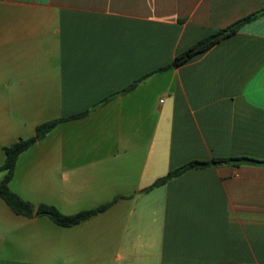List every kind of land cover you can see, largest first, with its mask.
I'll return each mask as SVG.
<instances>
[{
  "label": "crops",
  "instance_id": "obj_1",
  "mask_svg": "<svg viewBox=\"0 0 264 264\" xmlns=\"http://www.w3.org/2000/svg\"><path fill=\"white\" fill-rule=\"evenodd\" d=\"M264 0H0L5 148L70 118L17 158L36 209L103 212L63 227L0 198V264H264V14L184 64ZM76 117V118H71ZM5 172L0 173V181Z\"/></svg>",
  "mask_w": 264,
  "mask_h": 264
},
{
  "label": "trees",
  "instance_id": "obj_2",
  "mask_svg": "<svg viewBox=\"0 0 264 264\" xmlns=\"http://www.w3.org/2000/svg\"><path fill=\"white\" fill-rule=\"evenodd\" d=\"M262 14H264V9L232 24L226 29L217 31L207 36L206 38L200 40L199 42L191 46L183 53L179 54L170 65L162 68L161 71L173 67H178L184 64L195 55L207 51L208 49L219 43L221 40L236 33L242 25L252 21L258 15H262ZM71 118H76V117H71ZM68 119L70 118L57 119L51 122L41 124L36 128V133L34 137L26 140L20 139L18 142L5 148V155H6L5 162L0 166V173L5 172L3 179L0 181V198L3 199L7 203V205L13 210V212L16 213L17 215H21L28 218H31L33 216L47 217L51 221H53L54 223L60 226L70 227L79 224L89 219L91 216L101 213L105 209H107L108 205L97 208L96 210L81 212L73 216H65L61 214L56 208L45 205L39 206L35 211V208L30 203L21 200L19 197L13 194L9 189V183L13 177V171L19 155L24 151H26L27 149H29L36 142L42 140L57 125L61 124L62 122ZM240 163L262 165L264 164V161H259L250 158H227V159L224 158V159H213L211 161H198V160L191 161L188 164L176 169L175 171L168 173L163 178L156 180L153 183V185H151L149 188L144 190V192H148L154 188L160 187L165 183H167L169 180L178 177L179 175L183 174L184 172L190 169L204 168L212 165L220 166L223 164L238 165Z\"/></svg>",
  "mask_w": 264,
  "mask_h": 264
}]
</instances>
